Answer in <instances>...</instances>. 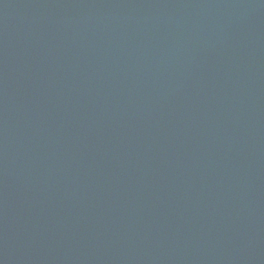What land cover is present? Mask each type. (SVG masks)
Wrapping results in <instances>:
<instances>
[{"label":"water","instance_id":"obj_1","mask_svg":"<svg viewBox=\"0 0 264 264\" xmlns=\"http://www.w3.org/2000/svg\"><path fill=\"white\" fill-rule=\"evenodd\" d=\"M0 264H264V0H0Z\"/></svg>","mask_w":264,"mask_h":264}]
</instances>
